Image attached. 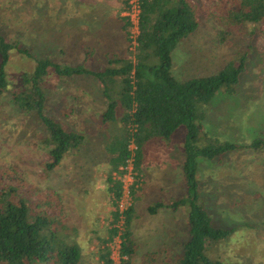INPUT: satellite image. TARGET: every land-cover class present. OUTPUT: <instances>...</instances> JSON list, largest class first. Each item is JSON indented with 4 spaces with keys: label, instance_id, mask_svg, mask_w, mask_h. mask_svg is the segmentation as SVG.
I'll return each instance as SVG.
<instances>
[{
    "label": "rangeland",
    "instance_id": "obj_1",
    "mask_svg": "<svg viewBox=\"0 0 264 264\" xmlns=\"http://www.w3.org/2000/svg\"><path fill=\"white\" fill-rule=\"evenodd\" d=\"M192 1L201 10V23L174 50V73L180 80L216 73L234 55L247 51L246 69L236 94L227 98L220 91L207 108L212 135L250 144L264 136V21L238 27L227 21L228 10L238 7L234 0ZM124 11L119 0H0V23L9 40L21 43L29 55L50 54L57 62L73 65L86 60L88 66L101 68L113 52L135 51L122 28ZM227 24L231 25L228 39L222 41L218 34L229 27ZM129 30L131 34V25ZM28 54L12 52L8 72L14 85L0 96V169L21 175L24 185L57 192L64 199L70 221L79 228L82 258L78 264H103L98 255L102 242L95 236L108 238L110 228L117 224L113 221L116 203L107 181L110 154L105 145L110 130L119 131L121 124L110 127L101 123L107 101L96 78L52 76L47 83L48 111L84 133L85 140L58 166L47 170V151L40 143L43 125L19 112L12 100L20 74L33 68ZM179 136L170 144L154 140L146 147L143 184L131 196L133 235L139 243L135 264H178L182 245L189 239L184 206L149 212L155 202L169 203L185 193V156ZM198 164L200 199L213 224L236 228L228 239L214 244L212 254L223 261L264 264V147L231 151L222 163L200 157ZM130 169L114 176H123L129 186L134 180ZM115 236L109 246L115 249L113 256L119 262V239ZM148 252L156 253L146 259Z\"/></svg>",
    "mask_w": 264,
    "mask_h": 264
},
{
    "label": "trees",
    "instance_id": "obj_2",
    "mask_svg": "<svg viewBox=\"0 0 264 264\" xmlns=\"http://www.w3.org/2000/svg\"><path fill=\"white\" fill-rule=\"evenodd\" d=\"M119 1L124 10L128 8L129 0ZM235 3L238 7L228 10L229 24L242 27L264 21V0H234L233 5ZM139 4L141 12L135 40L130 34L127 16L122 27L135 51L133 54L113 52L101 68L88 66L86 60L73 65L57 62L50 54L35 52L29 55L21 43L9 40L4 24L0 23V96L14 85L8 72L12 52L28 54L34 62L33 68L20 74L12 100L19 112L34 117L43 125L40 143L47 151L45 167L52 170L84 144L85 136L48 111L49 78L84 75L93 76L101 83L107 101L101 123L110 127L117 122L121 124L119 131L110 130L112 134L105 145L111 167L107 181L117 206L113 221L117 223L123 216L121 264H135L139 243L132 229L133 203L123 214L118 210L124 183L115 178L114 173L124 174L125 168L130 163L133 165L134 181L129 186L132 196L143 184L148 143L161 140L170 144L178 135L185 156L182 165L185 193L169 203L155 202L149 208L150 214L163 207L172 211L185 207L189 239L182 245L178 264H246L223 261L212 254L214 244L228 239L236 228L216 227L205 210L198 188V159L204 157L222 163L224 155L231 151L264 147V136L240 145L212 135L210 130L207 105L220 91L227 98L236 94L246 69L248 52L234 55L216 73L180 80L174 73L173 53L184 38L198 29L201 10L192 0H139ZM231 25L218 34L220 40L228 39L226 33ZM66 114L67 111L63 112L64 118ZM131 145H135L133 150ZM23 183L21 175L0 169V264H78L82 258L79 228L70 221L64 199L53 190L44 192ZM118 231L111 227L108 238L95 236L102 242L98 255L103 264H116L109 244ZM155 253L148 252L146 259Z\"/></svg>",
    "mask_w": 264,
    "mask_h": 264
},
{
    "label": "built area",
    "instance_id": "obj_3",
    "mask_svg": "<svg viewBox=\"0 0 264 264\" xmlns=\"http://www.w3.org/2000/svg\"><path fill=\"white\" fill-rule=\"evenodd\" d=\"M140 12H141V7H140V4H139V0H129V6H128L127 9H125L124 16H127L129 18L130 25L133 28V30L131 31V36H132V38L134 40H135V38H136V36L138 34V25H139ZM134 148H135V145H131V149L133 150ZM130 166H131V169L129 170V173L134 178L133 165L131 163H130V165L128 167L125 168V171ZM122 177L119 176L118 178L122 179V181L124 183V179ZM129 186H126L125 183H124V193H123V196H122V198H121V200L119 202V206H118V210L120 211L121 214H123L124 210H126L130 205H132V197L130 195ZM116 209H117V206L115 207V210ZM115 227L117 229H119L118 234H116V236H115L116 238L119 239V248L117 249L118 254H119V249H120V244H121L120 234H121V231L124 229L123 216L122 215H121V218L119 219V221L117 222V224L115 225ZM110 249H111V252H112V257L114 258L113 253H115L116 251H115L114 248L111 247V245H110ZM114 260H115V258H114ZM115 263L116 264H121L120 263V254H119V262L115 260Z\"/></svg>",
    "mask_w": 264,
    "mask_h": 264
},
{
    "label": "crops",
    "instance_id": "obj_4",
    "mask_svg": "<svg viewBox=\"0 0 264 264\" xmlns=\"http://www.w3.org/2000/svg\"><path fill=\"white\" fill-rule=\"evenodd\" d=\"M80 64V63H79ZM101 92H102V89H101Z\"/></svg>",
    "mask_w": 264,
    "mask_h": 264
}]
</instances>
